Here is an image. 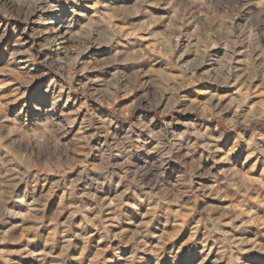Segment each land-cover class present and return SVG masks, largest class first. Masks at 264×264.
<instances>
[{
    "label": "rangeland",
    "instance_id": "rangeland-1",
    "mask_svg": "<svg viewBox=\"0 0 264 264\" xmlns=\"http://www.w3.org/2000/svg\"><path fill=\"white\" fill-rule=\"evenodd\" d=\"M0 264H264V0H0Z\"/></svg>",
    "mask_w": 264,
    "mask_h": 264
},
{
    "label": "trees",
    "instance_id": "trees-1",
    "mask_svg": "<svg viewBox=\"0 0 264 264\" xmlns=\"http://www.w3.org/2000/svg\"><path fill=\"white\" fill-rule=\"evenodd\" d=\"M257 125H259L258 122H254L252 123L250 126L248 127H244L245 130H252L253 128H255Z\"/></svg>",
    "mask_w": 264,
    "mask_h": 264
},
{
    "label": "bare ground",
    "instance_id": "bare-ground-1",
    "mask_svg": "<svg viewBox=\"0 0 264 264\" xmlns=\"http://www.w3.org/2000/svg\"><path fill=\"white\" fill-rule=\"evenodd\" d=\"M56 38V37H55ZM161 166V165H160Z\"/></svg>",
    "mask_w": 264,
    "mask_h": 264
}]
</instances>
